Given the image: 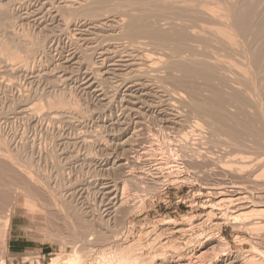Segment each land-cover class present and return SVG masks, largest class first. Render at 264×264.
I'll return each mask as SVG.
<instances>
[{
    "label": "rangeland",
    "instance_id": "1",
    "mask_svg": "<svg viewBox=\"0 0 264 264\" xmlns=\"http://www.w3.org/2000/svg\"><path fill=\"white\" fill-rule=\"evenodd\" d=\"M79 1L0 0V10L11 14L9 22L0 21L4 264L39 251L63 264L75 258L73 250L84 255L82 264H264L262 146L210 136L205 119L188 108L186 88L165 80L160 67L166 49L118 41L124 24L111 15L96 23L76 19ZM249 1L258 22L264 0ZM236 82L232 88H239L254 115L253 94ZM25 171L40 182L30 188L36 206L17 191L27 182ZM52 199L59 207L50 205ZM74 229L91 231L85 245ZM99 234L103 241L95 243ZM14 240L23 250H10Z\"/></svg>",
    "mask_w": 264,
    "mask_h": 264
},
{
    "label": "bare ground",
    "instance_id": "2",
    "mask_svg": "<svg viewBox=\"0 0 264 264\" xmlns=\"http://www.w3.org/2000/svg\"><path fill=\"white\" fill-rule=\"evenodd\" d=\"M121 1L120 0H81L79 2H82V4H83V5H81L82 8L74 9L77 6L73 7V9L76 10V11L73 10L74 11L73 15L75 16L76 19H77V17H83V18H85V20L89 19V21L93 20L94 22L95 21L99 22V20L101 18L103 19L104 16L111 15L115 20H117V24H121V23L124 24V27L121 28V30L123 29V31H121V32L119 31L120 33L116 34L117 36H115V38L116 37L119 38L118 41H120V39H121L123 41H126L127 43H130L131 45L132 44H136V45L141 44V45H144L146 47L149 46L150 49L155 47V48H157V49L159 48V50H161L160 48H162L163 50H161V51H164V53H165L164 49H166V51H167L166 60H165V62H163V64L160 67V70L164 72L163 74H165L166 78L163 75H161V77L163 76L165 78V80L167 79V81H170L172 83V85H174L177 88L178 87H180V88L184 87L183 89L186 88L185 90H187V92H188V94H187V92H186V94L191 99L190 103L187 102L188 103L187 106L190 109L193 116L205 119V122H204L205 124L203 123V125L207 126V128L212 132V134H210V136H213L215 139H216V137H218V138L222 137V138H224V142H226V143L229 142L230 144L238 145V146L247 144V142L249 144V142L251 141V143H253L254 146L258 147V145H260V146H262L261 149L264 150V86H263L264 84L262 82V80H263L262 77L264 76V17L262 19V16H264V14L261 16V19L258 20V22H255L256 23L255 24L254 20L256 19V17H254L255 12H253V10L255 9V8L253 9V6L255 7V5L251 6L252 3H250L249 0H240V1L236 0V2H235V0H233V2H235V3L230 2V1L227 2L225 0H137V1L132 0V2L128 1L130 3V5H127V6L120 5ZM67 2L69 3L70 0H62V3L64 5H66ZM52 3H54V2H52ZM125 3H126V1H125ZM10 4H12V3H10ZM254 4H256V3H254ZM2 10H0V21L1 22H9L11 14L9 16V13L7 11H5V10L2 11ZM262 11H264V10H262ZM253 14H254V16H253ZM253 17L255 19H253ZM73 20H72V22H73ZM255 21H257V20H255ZM115 26L112 28L114 29ZM164 27H166V28H164ZM86 30H88V29H86ZM95 30H97V29H95ZM111 38H112V36H111ZM108 39L110 40V38H108ZM88 40H90V39H87V41ZM251 40H252L253 44H257V46L253 45L251 43ZM123 43L124 42H122L121 44H123ZM20 44H21V42H20ZM128 47H130V46H128ZM137 47H141V46H137ZM137 47H134V48H137ZM146 47H144V49H146ZM155 48H153V49H155ZM157 49L154 51H159ZM32 50H34V49H32ZM161 54H162V56H164L163 52H161ZM164 59L165 58L163 57V60ZM90 65H91V63H90ZM156 78H157V80H159L158 77H156ZM161 79H160V81H161ZM235 80L238 81V83L237 82L236 83L238 84L239 87L244 88L245 94L248 91L253 94L252 96L254 97L255 102L254 101H252V102H254V107L256 109V113L254 115H251V113L249 114V112H248L249 109H247L248 108L247 107V101H246L245 97L243 96V94L241 93V91L240 92L238 91L239 88H237V89L232 88V84L233 83L235 84ZM162 81H163V79H162ZM156 82H158V81H156ZM261 82L263 85L261 84ZM161 84H162V82H161ZM163 84L165 85V83H163ZM162 87H163V85H162ZM205 93H206V95H205ZM246 95H248V94H246ZM253 97H251V98H253ZM62 103H64V102H62ZM185 103H186V101H185ZM186 111H188V110H186ZM174 116H176V115H174ZM187 116L188 115H186V117ZM58 121H59V119H58ZM193 122H194V120H193ZM187 124H188V121H187ZM190 125H193V124H190ZM201 125H202V123H201ZM202 132H203V130H202ZM206 138H208V137H206ZM212 141H215V140L212 139ZM243 148H244V146H243ZM249 149H251V148H249ZM192 152H193V150H192ZM251 152H252V150H251ZM251 152H250V154H252ZM259 153H261L260 150L258 152V155H259ZM247 154H248V150H247ZM247 154H246V156H248ZM258 155L256 154L257 157H258ZM260 159H262V158L260 157ZM248 160H250V159H248ZM253 164H254V162H253ZM16 165H18V164H16ZM19 165H20V163H19ZM20 167H19V169H23ZM22 167H24V166H22ZM249 168H250V166H249ZM2 169H3L2 171H4V168H2ZM262 169L264 171L263 167L261 168V170ZM24 174H25V177L27 179V182L24 183L23 185H20V187L18 186L17 191L19 192V195L21 194L23 196L22 200H24V203L26 205L33 206L32 204L35 205L36 202L35 203H33V202H34V200L35 201L37 200L36 199L37 197H36L35 192H33L30 189L31 183H33L32 184V187H33L34 184L38 185L37 183L39 181H37L38 179L36 180V178H34V176H32V173H30L29 171H25ZM259 174H261V173H259ZM257 175H258V173H257ZM38 178L40 179V177H38ZM45 184H46V182H45ZM262 186H264V185H262ZM39 189H40V187H39ZM221 189H223V188H221ZM9 190L13 191L14 189L12 190V188H11ZM51 190H49V191H51ZM3 191H4V189H3ZM35 191L38 192V190H35ZM6 193H7V191H6ZM42 193H44V192H42ZM208 194H209V192H208ZM215 194H217V193H215ZM221 194L219 192V195H221ZM40 195H38V196H40ZM49 195L50 194H48V196ZM235 195L238 196L239 193H238V195L235 193ZM4 197H5V195H4ZM2 200L4 201V199H2ZM2 200L0 201V206L5 203V202L1 203V202H3ZM54 200L51 202L52 204L50 203V205L56 207L55 205L58 204V203L57 204L55 203L57 201V199L55 202H54ZM239 200L241 201V199H237L236 201H239ZM242 200H243V198H242ZM42 201H44V200H42ZM69 201H71V200H69ZM59 203H61V202H59ZM241 203H243V201ZM65 204H67V203H65ZM31 206H29V207H31ZM65 206H67V205H65ZM54 207L53 208L49 207L48 209H50V208L54 209ZM68 207H69V205H68ZM244 208H245V206H244ZM69 209H70V207H69ZM71 209H74V208H71ZM0 210H1V207H0ZM62 211H64V210L62 209ZM29 212H32V211L29 210L27 213H29ZM39 213H40V211H39ZM64 213L65 212H63V214ZM77 213H76V216H77ZM78 216H79V214H78ZM77 219H78V217H77ZM3 221H5L4 223L6 224V226H8L9 217L5 218ZM78 221H80V220H78ZM68 222H70V221H68ZM84 222H86V221H84ZM65 224H66V222H65ZM83 225H85V223ZM85 226L87 227V223ZM90 226H91V224H90ZM2 231H3V229H2ZM89 232H91L89 229L84 230V231H82V230L76 231L74 229L73 233L69 232V234L72 233L75 240H77V241L79 240L82 243H84V245H85L86 237L88 236L87 234ZM100 232H101V230H100ZM94 233L92 232V234H94ZM4 234H5L4 232H3V234H1L2 235L1 237H3V239H5ZM103 238L104 237L99 234V236H96L95 240L94 239L93 240L95 243H100L103 241L102 240ZM0 239H2V238H0ZM3 239L0 241L1 246L4 244V241H5ZM79 241H78V243H79ZM88 248H89V246H88ZM88 252H89V250H88ZM75 253H76V250H73V254L75 255V258L73 257V259L71 258L69 260H66L63 262V264H82V262L84 263V261L82 260V259H84L83 258L84 255H81L80 253H76V254ZM89 253L86 257L91 256V255L89 256ZM85 254H87V253H85ZM71 256H73V255L71 254ZM261 256H263V255H261ZM91 257H93V256H91ZM96 258H94V260ZM263 258H264V256H263ZM101 259H103V262H104L105 259L103 257ZM54 261L55 260H53V262ZM96 261H97V259H96ZM89 262H91V261H89ZM188 262L189 261H187V264L191 263V262H189V263ZM184 263H185V261H184ZM0 264H4L2 258H0Z\"/></svg>",
    "mask_w": 264,
    "mask_h": 264
},
{
    "label": "built area",
    "instance_id": "3",
    "mask_svg": "<svg viewBox=\"0 0 264 264\" xmlns=\"http://www.w3.org/2000/svg\"><path fill=\"white\" fill-rule=\"evenodd\" d=\"M51 254L39 251L29 252L22 257L12 258L8 264H52Z\"/></svg>",
    "mask_w": 264,
    "mask_h": 264
},
{
    "label": "crops",
    "instance_id": "4",
    "mask_svg": "<svg viewBox=\"0 0 264 264\" xmlns=\"http://www.w3.org/2000/svg\"><path fill=\"white\" fill-rule=\"evenodd\" d=\"M9 248L11 251L15 252L23 250V246L18 242V240H14V242H11Z\"/></svg>",
    "mask_w": 264,
    "mask_h": 264
}]
</instances>
